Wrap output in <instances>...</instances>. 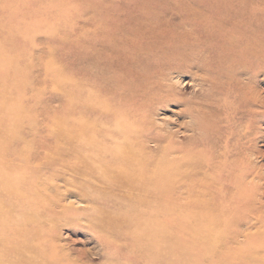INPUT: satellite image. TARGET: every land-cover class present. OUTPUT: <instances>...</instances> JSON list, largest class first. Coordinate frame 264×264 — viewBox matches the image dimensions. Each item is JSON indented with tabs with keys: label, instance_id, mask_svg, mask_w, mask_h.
Listing matches in <instances>:
<instances>
[{
	"label": "rangeland",
	"instance_id": "1",
	"mask_svg": "<svg viewBox=\"0 0 264 264\" xmlns=\"http://www.w3.org/2000/svg\"><path fill=\"white\" fill-rule=\"evenodd\" d=\"M121 127L155 160L183 155L199 170L197 190L204 171L221 191L161 193L143 204L68 170L83 148L78 157L95 162ZM0 155V186L21 177L17 191L44 190L45 215L25 209L41 221L34 249L52 248L73 264H149L130 238L105 229L107 218L128 222L130 232L172 227L173 244L162 245L182 264H241L237 254L242 264H264V0H0ZM0 195L5 207L14 203ZM3 253L0 263L12 264Z\"/></svg>",
	"mask_w": 264,
	"mask_h": 264
},
{
	"label": "bare ground",
	"instance_id": "2",
	"mask_svg": "<svg viewBox=\"0 0 264 264\" xmlns=\"http://www.w3.org/2000/svg\"><path fill=\"white\" fill-rule=\"evenodd\" d=\"M124 53V52H123ZM139 55V54H138ZM143 60V59H142ZM262 101V100H261ZM123 111V110H122ZM122 114V113H121ZM115 115V114H114ZM124 115V114H123ZM122 115V116H123ZM118 116V115H117ZM116 116V117H117ZM113 117V116H112ZM115 117V118H116ZM120 118V117H119ZM126 119H124L125 121ZM115 121V120H114ZM117 122H120L118 123L119 124H122L121 122L122 121H118L117 119ZM126 122V121H125ZM129 123V122H127ZM126 125H123L125 127H127L129 124H131V122L129 124ZM138 123V122H136ZM142 123V122H141ZM124 124V123H123ZM103 125V124H102ZM116 125V124H115ZM63 126V125H62ZM94 126V124H93ZM117 126V125H116ZM121 126V125H120ZM58 127V125H57ZM72 126H70L69 128H71ZM118 127V126H117ZM124 127V128H125ZM134 127V126H133ZM66 128V127H65ZM120 128V127H119ZM122 128V127H121ZM124 128H122L123 130H125ZM129 128V127H127ZM62 129V127L60 128V130ZM75 129H78L77 127H75ZM113 129V128H112ZM117 129V128H116ZM115 129V131H116ZM120 129V132L121 130ZM131 129V128H130ZM67 130V128H66ZM65 130V131H66ZM93 130V129H92ZM98 130V129H97ZM114 130V129H113ZM129 130V129H127ZM121 133V134H118V133H114V134H111L110 137H111V141H110V145L111 147L106 150L104 147V151H103V148L99 145V147H101V153L104 152L103 154L100 153V155H98V159L96 158V161L91 163V162H86L82 157L79 158L78 155L84 150V146L83 147H80V148H83L82 151H80L79 153L76 152L77 154H75V159L76 157L78 158L77 160H74L76 161V164L73 163L72 161V165H70L69 163V167L68 170L72 173H76V174H81L82 177H87V178H90L94 181H98V182H102L105 183V184H108V188H112L118 192H130V193H134L136 194L137 198H138V201L139 199L141 200V203L145 204L143 201H146V202H149L150 200L149 199H152L156 197V195H160L161 193L164 194V195H167V196H172L176 193H187V194H190V193H193V192H201V193H205V194H208L209 197L212 196L211 195V192H217L219 193L220 188H215L214 186L212 187V185H210L211 182H208V176H212V174H207V172H202V175L201 177L203 178V184H202V187H201V190H197L191 183L193 181V177L195 176L196 173H198V169H196V166H191L190 164H185V160L181 159L180 156H183V155H180L179 158L180 160H176L175 158L174 159H171L170 161H166V157L164 159V161H162V157L160 159V161L158 160H155L153 159L152 157L154 155H152L150 152L148 151H145V147L142 149V153H140L139 151H137V149L133 148V143L136 142H132L130 141V138L128 139V135H132V132H130L129 134L126 133V131ZM134 130V129H133ZM139 130V129H138ZM81 132V130H79ZM91 131V130H90ZM95 131V130H93ZM142 131V130H141ZM68 132V131H67ZM70 132H72L70 130ZM74 132V131H73ZM84 132V131H83ZM119 132V130H118ZM119 132V133H120ZM128 132V131H127ZM135 132V130H134ZM75 133V132H74ZM95 133V132H94ZM136 135H138L137 132H135ZM134 133V134H135ZM68 134V133H67ZM104 134V133H103ZM65 135V134H64ZM62 135V136H64ZM70 135V134H69ZM82 135H84L82 133ZM87 135V134H86ZM85 135V136H86ZM135 135V136H136ZM96 136V135H94ZM105 137V134L102 135ZM66 137V135H65ZM107 137H108V134H107ZM57 138V137H56ZM71 138V136H70ZM77 138V137H76ZM95 138V137H94ZM97 138V137H96ZM99 138V137H98ZM97 138V139H98ZM100 139V138H99ZM98 139V140H99ZM97 140V141H98ZM118 140H122V142L118 143ZM68 141V139H67ZM70 141V140H69ZM81 141V140H80ZM91 141V140H90ZM96 141V140H95ZM75 142V141H74ZM86 142V141H85ZM94 142V141H93ZM152 142L155 144L156 146V149H158L159 151H163L165 150L164 147H161L160 148V145H159V140H152ZM79 143V142H78ZM83 143V142H81ZM89 143V142H87ZM60 144V143H59ZM58 144V145H59ZM75 144V143H74ZM91 144V143H90ZM89 144V145H90ZM98 144V143H96ZM68 145V144H67ZM66 145V146H67ZM70 145V144H69ZM88 145V146H89ZM51 146V145H50ZM81 146V145H80ZM87 146V145H85ZM96 145H94L95 147ZM53 147V145H52ZM55 147V146H54ZM53 147V148H54ZM64 147V146H63ZM69 147V146H68ZM75 147V146H74ZM76 147H79V146H76ZM67 148V147H66ZM79 148V149H80ZM87 148V147H86ZM92 148V147H91ZM174 148V147H173ZM8 149V148H7ZM13 149V148H12ZM18 149V148H17ZM57 149V148H56ZM56 149L54 152H56ZM90 149V148H89ZM175 149V148H174ZM173 149V151H174ZM28 150V149H27ZM76 150V149H75ZM88 150V149H87ZM93 150V149H92ZM96 150H99V149H96ZM10 151V149H9ZM15 151H17L15 149ZM29 151V150H28ZM53 151V150H52ZM91 151V150H90ZM94 151V150H93ZM172 152L171 150H168V152ZM24 152V151H23ZM27 152V151H26ZM50 152V151H49ZM73 152V151H72ZM167 151H165L164 153L166 154ZM9 153V152H8ZM13 153V152H12ZM29 155H30V152H28ZM46 153V152H44ZM71 153V152H70ZM87 153V151H86ZM89 153V152H88ZM99 153V152H98ZM163 153V154H164ZM6 154V153H4ZM10 154V153H9ZM9 154H8V157H9ZM53 154V153H52ZM162 154V156H163ZM7 155V154H6ZM5 155V156H6ZM21 155V154H20ZM57 155V154H56ZM60 155V154H59ZM93 155H95L93 153ZM171 155V154H170ZM188 155V154H187ZM185 155V156H187ZM1 156V155H0ZM16 155H13V157H15ZM50 156V155H49ZM70 156V155H69ZM74 156V155H73ZM92 156V155H91ZM165 156V155H164ZM163 156V157H164ZM169 156V155H168ZM29 157V156H28ZM57 157V158H56ZM84 157V156H83ZM94 157V156H93ZM173 157V154L172 156ZM12 158V157H11ZM18 158V157H17ZM26 158V157H25ZM44 158V157H43ZM71 158V157H70ZM91 158V157H90ZM169 158V157H167ZM178 158V159H179ZM189 158V157H188ZM20 159V158H19ZM60 157L57 155V156H54V159L53 160H59ZM92 159V158H91ZM51 160V161H53ZM68 160V158H67ZM187 160V159H186ZM21 159L19 160V163L21 165ZM51 161H48L46 162L49 163ZM71 161V160H70ZM87 161H89L87 159ZM3 162V160H2ZM8 162V161H7ZM23 162V160H22ZM58 162V161H56ZM56 162H54L56 164ZM29 163V162H28ZM44 163V162H42ZM60 164H62L61 162H59ZM13 164V163H12ZM39 164V163H38ZM38 164H36V166H38ZM1 165V164H0ZM4 165V164H3ZM27 165V164H26ZM43 165V164H42ZM48 165V164H47ZM63 165V164H62ZM7 166V165H6ZM53 166V165H52ZM56 166V165H55ZM59 166V165H58ZM57 166L58 169H60L59 167ZM67 166V165H66ZM4 167V166H3ZM18 167H19V164H18ZM22 167V166H21ZM19 167V168H21ZM41 167V166H39ZM63 167V166H61ZM6 168V167H5ZM15 168V167H14ZM17 168V167H16ZM43 169V167H41ZM47 169V167H45ZM183 168V169H181ZM13 169V168H12ZM24 169V168H22ZM41 169V170H42ZM53 169V167L51 168V170ZM56 170V168H54ZM64 169V168H63ZM39 170V169H38ZM49 170V168H48ZM7 170H5L6 172ZM4 172V170L2 171ZM46 172V171H45ZM56 172V171H55ZM64 172V171H63ZM51 173V171H50ZM57 173V172H56ZM6 174V173H5ZM45 174V173H44ZM53 174V173H52ZM64 174V173H63ZM67 174H70V173H67ZM66 174V176H67ZM7 175H11V174H8ZM16 175V174H15ZM55 175V173L53 174ZM18 176V174H17ZM36 176V175H35ZM44 176V175H43ZM41 177V178H44V177ZM51 176V174H50ZM63 176V175H62ZM10 176H7V178H9ZM29 177V176H27ZM26 177V178H27ZM37 177V176H36ZM49 177V176H48ZM52 177V176H51ZM1 178V177H0ZM11 178V177H10ZM39 178V177H38ZM55 178V176L53 177ZM63 178V177H61ZM13 178H11L12 180ZM23 179V178H22ZM31 179V178H30ZM68 179V178H67ZM14 182L12 184V186H8V187H5L4 184H3V187L0 186V193L4 192L6 194V196H9L12 197L14 199V203H9L8 205H6L7 207H5V203L6 201H4L5 199H2L1 195H0V216L3 215V213H6L7 215L10 216V213L8 214L9 211H14V216L11 218L9 217L8 221L5 219V222L7 221L8 225H6L5 222H3L1 224V222L4 220H1L0 222V240H1V245H4L3 247V251L10 257V259H8V261L12 262V264H73L71 261H68V260H65L63 257L61 256H57V254L55 253V251L57 250H52L49 249V248H46V247H43V246H39V248H33V247H30L29 246V242L31 241H37V239H39L38 237H40L38 235V229L40 227H38L37 225V219L38 217L33 215V214H30L29 215V212L27 213V211H25L26 209V206H27V209L26 210H29V209H32V208H35L34 212L36 214H44L45 210L48 209V203L46 201H42L39 199L41 195L44 194V190H43V194L41 193L40 194V190L37 189L31 193H25V192H21L20 191H17L19 188H21V177H17L16 179H13ZM28 180V179H27ZM39 180V179H38ZM47 180V179H45ZM51 180V179H50ZM66 180V179H65ZM72 180V179H71ZM81 180V178H80ZM3 180H1L2 182ZM40 181V180H39ZM5 184H7L5 181H3ZM11 182V183H12ZM32 182V181H31ZM37 182V181H35ZM42 182V181H41ZM50 181L48 180V183ZM52 182V181H51ZM87 182V181H86ZM188 182V183H187ZM24 183V182H23ZM29 183V182H28ZM46 183V182H45ZM44 183V184H45ZM53 183H54V179H53ZM67 183V182H66ZM248 183H251V180L248 181ZM248 183H245L243 186H239L238 190H240V193H242L243 191L245 192L246 189L245 187H247ZM52 184V183H51ZM2 185V183H1ZM30 186V185H27V187ZM35 186V187H34ZM48 186V185H46ZM45 186V187H46ZM67 186V185H66ZM69 186V185H68ZM26 187V188H27ZM33 187L36 188V184L34 185L33 184ZM98 187V186H97ZM101 187V186H100ZM238 187V186H237ZM31 188V187H30ZM30 188L26 189L27 191L29 190L30 192ZM34 188H31L34 190ZM71 188V187H70ZM76 188V187H74ZM236 188V187H234ZM41 189V187H40ZM56 189V188H55ZM54 189V190H55ZM103 189V188H102ZM50 190V189H49ZM48 190V191H49ZM51 190H53L51 188ZM50 190V191H51ZM95 189H93L94 191ZM26 191V192H27ZM47 191V190H46ZM81 191V190H80ZM89 191V190H88ZM87 191V192H88ZM91 191V190H90ZM90 191L88 193H90ZM97 191V190H96ZM17 192V193H15ZM97 194V192H95ZM99 193V192H98ZM105 193V192H104ZM111 193V192H110ZM109 193V194H110ZM128 194V193H127ZM197 194V193H196ZM28 195H30V199H28ZM92 195H94V193H92ZM91 195V196H92ZM181 195V194H180ZM184 195V194H183ZM50 196V195H49ZM82 196V194H81ZM102 196V195H101ZM39 197V198H37ZM88 197V196H86ZM105 197V196H104ZM164 197V196H163ZM179 197V196H178ZM43 197H41L42 199ZM47 198V197H46ZM56 198V197H55ZM59 198V197H58ZM75 198V196H74ZM149 198V199H148ZM52 199V198H51ZM78 199V197H77ZM80 199V198H79ZM87 199V198H85ZM93 199V198H92ZM91 199V200H92ZM246 199H249V198H246ZM245 199V200H246ZM28 200L31 202V204L28 202ZM40 200V201H39ZM67 200V199H66ZM76 200V199H75ZM82 200V198L80 199ZM90 200V201H91ZM159 200V199H158ZM157 200V198L155 199V201H157V203L159 202ZM13 201V200H12ZM52 201V200H51ZM50 201V202H51ZM54 201V200H53ZM97 201V199H96ZM133 201V199H132ZM137 201V202H138ZM187 201V200H186ZM49 202V203H50ZM56 203H59L61 201H58L56 200L55 201ZM140 202V201H139ZM138 202V203H139ZM76 203H79L78 201ZM84 203V202H83ZM157 203H154L155 205ZM189 203V202H188ZM52 204V203H51ZM60 204V203H59ZM58 204V206H59ZM82 204V203H81ZM140 204V203H139ZM149 204V203H148ZM3 205V206H1ZM55 205V203H54ZM53 205V206H54ZM78 205V204H77ZM84 205V204H83ZM153 205V204H152ZM158 205V204H157ZM165 205V204H164ZM187 205V204H186ZM32 206V207H31ZM51 206V205H50ZM58 206H56L55 208H57ZM163 206V205H162ZM167 206V205H166ZM166 206H163V207H166ZM198 206V205H197ZM52 207V206H51ZM61 207V206H60ZM168 207V206H167ZM166 207V208H167ZM248 207H252L251 203H248ZM29 208V209H28ZM54 208V207H53ZM157 208V206L155 207ZM253 208V207H252ZM4 209V210H3ZM24 209V210H23ZM49 209H52V208H49ZM160 209V208H159ZM159 209L157 211V213L159 214ZM56 210V209H55ZM169 210V209H168ZM4 211H7V212H4ZM155 211V210H154ZM175 211V210H174ZM253 211V210H252ZM255 211V210H254ZM161 212V210H160ZM47 213V212H46ZM52 213V212H51ZM141 213V212H140ZM242 213V212H241ZM13 214V213H12ZM50 214V213H49ZM64 214V213H63ZM151 214H154V213H151ZM161 214V213H160ZM45 215V214H44ZM162 215V214H161ZM173 215V214H172ZM171 215V216H172ZM3 217V216H2ZM7 217V216H6ZM67 217V216H66ZM1 218V217H0ZM5 218V217H3ZM170 218V217H169ZM174 218V217H173ZM208 218V217H207ZM250 218V217H249ZM2 219V218H1ZM123 219V218H122ZM167 219V218H165ZM42 220V219H41ZM169 220V219H168ZM172 220V219H170ZM169 220V221H170ZM175 220V219H174ZM173 220V222H174ZM189 220V219H188ZM101 223L104 224L105 226V229H107L108 231L111 232L112 235H114L115 238L117 239H122V240H125L126 238H130L132 240V242L136 243L135 246L136 249H138L140 252H142L141 254H144V255H147L149 256L148 258V261L149 264H182L181 261L179 260H176L174 257V247L171 248V247H163L162 243H169L170 245L173 244V239L175 240V237H174V234H173V231L174 229H172V227H170V231L166 230V229H154V228H150L148 229V227H142L140 225H135L133 226L134 230L133 232H130V229L128 228V225L127 224L128 222L124 221V220H121V221H113V220H110V219H105V218H101L100 219ZM141 221V220H140ZM41 223V221H38ZM45 222V221H44ZM172 222V221H171ZM36 223V224H35ZM39 223V224H40ZM170 223V222H169ZM187 223V221H186ZM50 224V223H49ZM143 224V223H142ZM149 224V223H148ZM180 224V223H179ZM190 222H188L187 225H189ZM30 226L31 229L29 228H21L19 229L20 226ZM41 225V224H40ZM174 225V223H173ZM32 226L35 228H32ZM49 226V225H48ZM38 227V228H37ZM23 229V230H22ZM29 229V230H28ZM206 229V228H205ZM106 230V231H107ZM131 230V231H132ZM160 230H162L160 232ZM4 231H8L7 233L10 234L9 237H6L4 236L3 237V234H4ZM105 231V233H106ZM190 231V230H189ZM196 232V231H195ZM6 233V234H7ZM46 234V233H45ZM181 234V233H180ZM203 234V233H202ZM213 234V233H212ZM192 235V234H191ZM42 236V235H41ZM45 236V235H44ZM43 236V237H44ZM207 236V235H206ZM111 237V236H109ZM194 237V236H193ZM198 237V236H197ZM46 238V237H45ZM116 239V240H117ZM160 241H159V240ZM49 240V239H48ZM45 241V240H44ZM130 241V240H129ZM215 241V240H214ZM209 242V240H208ZM216 242V241H215ZM43 244V243H42ZM117 244V243H116ZM160 244V245H159ZM36 245V244H35ZM34 245V246H35ZM224 245V244H223ZM33 246V245H32ZM215 246V245H214ZM221 247V246H220ZM2 247H0V250L2 251L1 249ZM228 248V247H227ZM257 248V247H256ZM264 248V247H263ZM203 249V248H202ZM216 249V248H215ZM52 250V251H51ZM192 250V248H191ZM220 250V249H219ZM251 250V249H250ZM260 250V249H259ZM258 250V251H259ZM3 255H5L4 253ZM224 251V250H223ZM59 252V251H58ZM57 252V253H58ZM187 253V251H185ZM227 252H228V249H227ZM241 252V251H240ZM216 253V252H215ZM214 251L211 252L212 255H216L217 257H223V252H220L219 254H215ZM229 253V252H228ZM237 253V252H236ZM0 254V255H1ZM188 254V253H187ZM204 254H208V251H204L201 253H199L200 256H204ZM251 254V253H250ZM194 255V254H193ZM252 255H255V254H252ZM2 256V255H1ZM239 258V262H241L242 264V261H245V259H243L244 257L237 254ZM236 256V257H237ZM246 256V255H245ZM208 257V256H207ZM253 258H251V260L253 262H256V257L254 256H251ZM68 258V257H66ZM146 258V257H145ZM144 258V260H145ZM180 258V257H179ZM224 258V257H223ZM2 259V258H1ZM69 259V258H68ZM200 259V257H199ZM222 259V258H221ZM221 259L219 261H221ZM225 259V258H224ZM118 260V259H117ZM138 260H141V259H138ZM216 260V259H215ZM218 260V259H217ZM242 260V261H241ZM5 260H3V263H4ZM202 261V260H201ZM2 262V261H1ZM222 262V261H221ZM224 262V261H223ZM230 262V261H229ZM2 263V264H3ZM1 264V263H0ZM114 264V263H113ZM117 264V263H116ZM245 264V262H244ZM260 264V263H259Z\"/></svg>",
	"mask_w": 264,
	"mask_h": 264
}]
</instances>
